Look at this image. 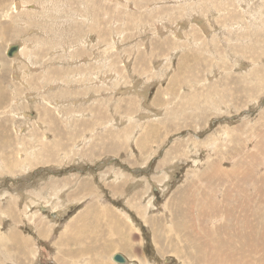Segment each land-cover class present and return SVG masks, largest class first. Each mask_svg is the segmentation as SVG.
Masks as SVG:
<instances>
[{
	"label": "rangeland",
	"instance_id": "1",
	"mask_svg": "<svg viewBox=\"0 0 264 264\" xmlns=\"http://www.w3.org/2000/svg\"><path fill=\"white\" fill-rule=\"evenodd\" d=\"M0 30V264H264V0H0Z\"/></svg>",
	"mask_w": 264,
	"mask_h": 264
},
{
	"label": "bare ground",
	"instance_id": "2",
	"mask_svg": "<svg viewBox=\"0 0 264 264\" xmlns=\"http://www.w3.org/2000/svg\"><path fill=\"white\" fill-rule=\"evenodd\" d=\"M59 1V0H58ZM90 1V0H89ZM94 1V0H93ZM127 1V0H126ZM17 2V1H16ZM19 2V1H18ZM17 2V3H18ZM88 2V1H87ZM22 5V4H21ZM31 5V4H30ZM89 5V4H88ZM28 6V5H27ZM80 6V5H79ZM26 7V6H25ZM32 7V6H31ZM35 7V6H34ZM95 7V6H94ZM14 8H15V4H14ZM30 8V7H29ZM167 8V7H166ZM74 11V10H73ZM17 12V11H16ZM96 14V13H95ZM61 15V14H60ZM55 16V15H54ZM116 16V15H115ZM153 19V18H152ZM75 21V20H74ZM24 23V22H23ZM38 24V23H37ZM175 24V23H174ZM52 27V26H51ZM118 29V28H117ZM33 30V29H32ZM120 30V29H119ZM164 30V29H163ZM167 30V29H166ZM1 31V30H0ZM39 31V30H38ZM37 31V32H38ZM96 31V30H95ZM83 32V31H82ZM81 32V33H82ZM180 32V31H179ZM39 33V32H38ZM176 33H178V32H176ZM120 34V33H119ZM33 35V34H32ZM77 36H78V34H76ZM101 35V34H100ZM180 35V34H179ZM48 36V35H47ZM36 37V36H35ZM75 37V36H74ZM20 38V37H19ZM77 39L79 38V37H76ZM33 39V38H32ZM35 39V38H34ZM89 39V38H88ZM36 40V39H35ZM29 41V40H28ZM27 42V41H26ZM48 42V41H47ZM71 42V41H70ZM87 42H88V40H87ZM25 43V42H24ZM58 43H60V42H58ZM69 43V42H68ZM190 43V42H189ZM23 44V43H22ZM33 44V43H32ZM61 44V43H60ZM66 44V43H65ZM73 44H75V43H73ZM107 44V43H106ZM12 46H15V49L13 50V52L11 53V55L9 54V51H10V48L12 47ZM21 46H23V45H21ZM59 46V45H58ZM102 46V45H101ZM49 47V46H48ZM52 47V46H51ZM72 47V46H71ZM182 48V47H181ZM22 47H21V51H22ZM80 49V48H79ZM84 49V48H83ZM78 50V49H77ZM76 51V50H75ZM19 52H20V45L19 44H9L8 45V47H7V55L8 56H10V57H12V56H14V55H16V54H19ZM33 52V51H32ZM79 52H80V50H79ZM82 52V51H81ZM54 53V52H53ZM16 57H17V55H16ZM55 57V56H54ZM166 57V56H165ZM13 58H15V57H13ZM12 58V59H13ZM49 61V60H48ZM223 61V60H222ZM33 62V61H32ZM112 67V66H111ZM32 68V67H31ZM40 68V67H39ZM72 68V67H71ZM60 70V69H59ZM53 71V70H52ZM44 73H45V71H43ZM107 72H108V70H107ZM52 73V72H51ZM70 73V72H69ZM109 73V72H108ZM64 75V74H63ZM108 75V78H109V74H107ZM75 76V75H74ZM16 78V77H15ZM59 78H61V77H59ZM95 78V77H94ZM72 79V78H71ZM62 80V79H61ZM30 81V80H29ZM56 81V80H55ZM151 81V80H150ZM223 81V80H222ZM46 82V81H45ZM51 82V81H50ZM68 82H70V80L68 81ZM83 82V81H82ZM8 84V83H7ZM8 86V85H7ZM22 86V85H21ZM18 87V86H17ZM37 87V86H36ZM16 88V87H15ZM38 88V87H37ZM91 88V87H90ZM18 89V88H17ZM58 89V88H57ZM19 90V89H18ZM69 90V89H68ZM17 91V90H16ZM92 91V90H91ZM96 91V90H95ZM94 92V91H93ZM223 93V92H222ZM22 94V93H21ZM55 94V93H54ZM64 94V93H63ZM68 94V93H67ZM139 94H141V93H139ZM59 95V94H58ZM144 96V95H143ZM18 97V96H17ZM34 97V96H33ZM57 97V96H56ZM27 98V97H26ZM61 98V97H60ZM88 98V97H87ZM139 98V97H138ZM38 99V98H37ZM53 99V98H52ZM89 99H90V96H89ZM197 99V98H196ZM34 100V99H33ZM86 100V99H85ZM78 101V100H77ZM87 101V100H86ZM89 101V100H88ZM160 101V100H159ZM14 102V101H13ZM67 102V101H66ZM177 102V101H176ZM27 104V103H26ZM36 104V103H35ZM70 104V103H69ZM75 105L74 106H76V103H74ZM163 104V103H162ZM28 105V104H27ZM46 105V104H45ZM49 105V104H48ZM60 105V104H59ZM71 105V104H70ZM50 106V105H49ZM73 106V107H74ZM52 107V106H51ZM157 107V106H156ZM82 108V107H81ZM90 108H91V106H90ZM109 108V107H108ZM158 108H162V107H158ZM73 110V109H72ZM85 110H86V108H85ZM77 111V110H76ZM91 111V110H90ZM108 111H109V109H108ZM15 112V111H14ZM21 112V111H20ZM69 112V111H68ZM78 112V111H77ZM92 112V111H91ZM22 113V112H21ZM27 112H25V111H23V114L25 115V116H27V114H26ZM49 113V112H48ZM18 114V113H17ZM22 114V115H23ZM16 115V114H15ZM10 116V115H9ZM146 116V115H145ZM48 117V116H47ZM26 119H27V117H26ZM29 119V118H28ZM44 134V133H43ZM46 134V133H45ZM31 141V140H30ZM11 142V141H10ZM27 142V141H26ZM51 143V142H50ZM49 144V143H48ZM7 146V145H6ZM24 153V152H23ZM236 156V155H235ZM171 176V175H170ZM237 177V176H236ZM223 180V179H222ZM223 183H225V182H223ZM226 184V183H225ZM224 185V184H223ZM17 189V188H16ZM20 189V188H19ZM6 192V191H5ZM4 192V193H5ZM22 194V193H21ZM23 195V194H22ZM228 196V195H227ZM234 197V196H233ZM27 198V197H26ZM227 199H228V197H227ZM233 200V198L231 199V201ZM241 200V199H240ZM24 201V200H23ZM195 201V200H194ZM229 201H230V197H229ZM228 201V202H229ZM50 202V201H49ZM238 202H240V201H238ZM22 203V202H21ZM21 203H20V205H21ZM25 203V202H24ZM230 203V202H229ZM236 203V202H235ZM49 203H47V205H48ZM200 204V203H199ZM228 204V203H227ZM250 204H252V203H250ZM216 205V204H215ZM199 207H200V205H198ZM202 206V205H201ZM234 206V205H233ZM48 207H50V206H48ZM205 207V206H204ZM241 207V206H240ZM225 208V207H224ZM223 208V209H224ZM231 208H233V207H231ZM52 209V208H51ZM234 209V208H233ZM239 210V209H238ZM247 210H251V208L250 209H247ZM27 211V210H26ZM236 211V210H235ZM240 211V210H239ZM221 212H223V211H221ZM230 212V211H229ZM246 212V211H245ZM213 213V212H212ZM217 213V212H216ZM235 213V212H234ZM252 213V212H251ZM247 214V213H246ZM204 215V214H203ZM209 215V214H208ZM214 215V214H213ZM230 216V215H229ZM232 216V215H231ZM243 216V215H242ZM242 216H240V218L242 217ZM48 217V216H47ZM205 217V216H204ZM237 217V216H236ZM247 217H249V216H247ZM209 218V217H208ZM244 218H245V216H244ZM203 218H201V221H203L202 220ZM206 219V218H205ZM231 220H232V218H231ZM231 220L229 221V222H231ZM228 221V220H227ZM239 221H241L240 219H239ZM174 223V222H173ZM199 223V222H198ZM201 223V222H200ZM31 225V224H30ZM179 225V224H178ZM201 225V224H200ZM204 225V224H203ZM202 226V225H201ZM204 233H206V236L208 235V233L207 232H204ZM205 235V234H204ZM199 243V242H198ZM207 250V249H206ZM116 253V252H115ZM209 253V252H208ZM117 254V253H116ZM116 254H114L113 255V260L114 261H116L115 259H114V256L116 255ZM119 254H121L124 258H125V256L122 254V253H119ZM117 262V261H116ZM126 262H127V259L125 260V262H118V263H121V264H126Z\"/></svg>",
	"mask_w": 264,
	"mask_h": 264
},
{
	"label": "crops",
	"instance_id": "3",
	"mask_svg": "<svg viewBox=\"0 0 264 264\" xmlns=\"http://www.w3.org/2000/svg\"><path fill=\"white\" fill-rule=\"evenodd\" d=\"M2 29H4V28H2ZM3 143H4V141H1V142H0L1 145H3ZM16 188H17V187H14V189H16ZM1 194H5V193H4V189L2 190ZM1 194H0V196H1ZM19 196H20V195H17L16 198H19ZM20 197H21V196H20ZM27 207H28V206H27ZM28 208H29V207H28ZM8 210H9V209H8ZM12 234H14V232H12ZM24 238H25V236H24L23 238H20V239H22V242H21L20 248L22 249V254H23V255H26V257H23V255H22L23 259H24V258H27V260H28L29 255H30V250H29V245H30V244H29V242H24ZM25 244H26L27 247H28V251H27V252H26L25 249H24V247H26ZM7 245L10 246V248L12 249V251H13L15 248H16V249L18 248V247H17V244H12L11 242H9ZM23 246H24V247H23ZM86 249H87V252H88L89 250H90V252L93 251V248L90 247V246H87ZM103 250H105V252L108 251L107 247H106V249L103 248ZM62 252H63V250H62ZM64 252H65V254L70 255V254L72 253V250H70V249L67 248V249H65ZM78 252H79V251H78ZM78 252H77V254H78ZM15 257H17V255H15ZM75 259L78 260L77 257H75ZM4 262H5V264H9V259L6 258V260H5Z\"/></svg>",
	"mask_w": 264,
	"mask_h": 264
},
{
	"label": "water",
	"instance_id": "4",
	"mask_svg": "<svg viewBox=\"0 0 264 264\" xmlns=\"http://www.w3.org/2000/svg\"><path fill=\"white\" fill-rule=\"evenodd\" d=\"M15 49V46H12L10 48V51H9V54L11 55V53L13 52V50ZM114 259L117 261V262H125L126 260V257L124 258L121 254L117 253L115 256H114Z\"/></svg>",
	"mask_w": 264,
	"mask_h": 264
}]
</instances>
